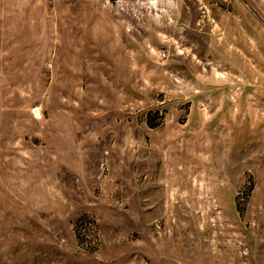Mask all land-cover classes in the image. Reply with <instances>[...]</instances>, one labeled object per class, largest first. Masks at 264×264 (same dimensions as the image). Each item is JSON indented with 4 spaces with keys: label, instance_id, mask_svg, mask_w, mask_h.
I'll use <instances>...</instances> for the list:
<instances>
[{
    "label": "rangeland",
    "instance_id": "1",
    "mask_svg": "<svg viewBox=\"0 0 264 264\" xmlns=\"http://www.w3.org/2000/svg\"><path fill=\"white\" fill-rule=\"evenodd\" d=\"M0 264H264V0H0Z\"/></svg>",
    "mask_w": 264,
    "mask_h": 264
}]
</instances>
